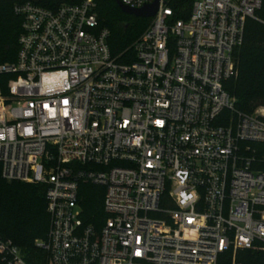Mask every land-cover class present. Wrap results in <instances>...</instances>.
<instances>
[{"label": "built area", "instance_id": "obj_1", "mask_svg": "<svg viewBox=\"0 0 264 264\" xmlns=\"http://www.w3.org/2000/svg\"><path fill=\"white\" fill-rule=\"evenodd\" d=\"M12 1L22 32L17 60L0 63V166L46 189L44 264L264 255V107L237 111L225 87L262 0H194L186 20L160 0L127 62L98 0ZM82 185L105 190L99 227L83 219ZM0 264L28 262L0 238Z\"/></svg>", "mask_w": 264, "mask_h": 264}, {"label": "trees", "instance_id": "obj_2", "mask_svg": "<svg viewBox=\"0 0 264 264\" xmlns=\"http://www.w3.org/2000/svg\"><path fill=\"white\" fill-rule=\"evenodd\" d=\"M100 24L111 31L110 47L114 57L127 62L134 57L132 46L146 31L152 19L124 14L114 0H98ZM263 7L257 16L264 18ZM194 0H172L177 19H188ZM22 20L14 12L12 0L0 2V63H14L19 52ZM239 75L229 80L226 90L236 98L237 111L252 115L264 107V25L249 19L244 43L236 51ZM104 188L82 185L80 198L87 224L102 225L106 219L103 209ZM50 229L46 189L42 185L8 182L0 166V238L18 247L28 264H44L46 253L36 246L46 240ZM233 254L220 257V264H233ZM235 264H264V255L239 250Z\"/></svg>", "mask_w": 264, "mask_h": 264}, {"label": "water", "instance_id": "obj_3", "mask_svg": "<svg viewBox=\"0 0 264 264\" xmlns=\"http://www.w3.org/2000/svg\"><path fill=\"white\" fill-rule=\"evenodd\" d=\"M115 2L124 14L142 19L154 18L157 15L160 7V0H156L152 5L146 6L142 9H131L118 1Z\"/></svg>", "mask_w": 264, "mask_h": 264}]
</instances>
